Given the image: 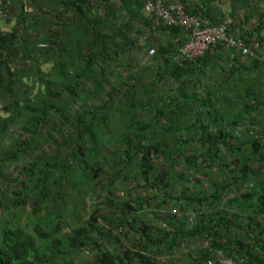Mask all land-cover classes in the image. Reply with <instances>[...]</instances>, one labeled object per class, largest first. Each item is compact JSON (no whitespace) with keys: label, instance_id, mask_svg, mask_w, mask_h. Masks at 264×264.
<instances>
[{"label":"trees","instance_id":"16d2710c","mask_svg":"<svg viewBox=\"0 0 264 264\" xmlns=\"http://www.w3.org/2000/svg\"><path fill=\"white\" fill-rule=\"evenodd\" d=\"M8 1L4 22H10L13 5L19 12L9 30L0 29V99L11 111L0 118V138L17 121L29 135L0 155V168L26 157L18 175L10 179L0 172V264H78L73 258L87 254L91 258L81 264H221L220 254L235 264H264V99L256 100L259 90L252 89L243 92L236 111L232 102L216 105L220 99L205 91L199 75L212 61L210 48L221 45L177 63L173 55L186 32L180 25H156L143 8L147 0ZM27 3L40 14L26 12ZM182 4L186 13L202 18L199 3L190 9ZM228 4L231 20L212 25L225 23L228 33L263 44V53L252 60L264 71L258 60L264 57L259 0ZM253 11L257 25H233L249 21ZM144 48L148 65L121 78L120 69L131 68ZM43 64H50L48 71ZM33 76L43 88L32 96ZM119 115L126 119L109 136V121ZM245 120L253 133L237 138ZM38 137L53 144L50 153L36 154ZM130 163L131 178L144 185L137 181L122 195L113 194L115 177H128ZM212 170L214 178L208 179ZM96 185L106 189L111 211L93 208L77 224L84 210L79 205ZM141 186L158 190L157 208L170 201L168 206L183 213L190 207L195 214L183 217L169 209L157 225L144 222L138 211L151 196ZM67 216L75 224L64 231Z\"/></svg>","mask_w":264,"mask_h":264},{"label":"rangeland","instance_id":"374dc122","mask_svg":"<svg viewBox=\"0 0 264 264\" xmlns=\"http://www.w3.org/2000/svg\"><path fill=\"white\" fill-rule=\"evenodd\" d=\"M10 3H12L11 0L7 2V5H11ZM24 10L26 12L30 13V14H40V12L37 10V8L35 6L29 4V3L24 5ZM17 12H19L18 6L13 5L12 9L8 10V17L10 19V22L8 24H6L4 22V19H0V29L1 30L7 31V30H9L11 28V26L16 21V13ZM160 35L163 36V33L160 34ZM151 41H153V40L151 39ZM146 51H147V48L139 50V52L136 54V58L135 57L133 58L134 61L132 62V67L131 68L126 65L127 67H125V69H123V70L120 69L121 78L129 76V72H128L129 69H133V70L137 71L138 69L140 70L142 68V66L144 67V66L148 65L150 60H149L148 54H146ZM139 63H141V64L139 65ZM41 67H42L43 71H48L49 68H50V64H43V65H41ZM145 72H146V74L144 75V77H145L144 81H147L149 79L150 75H149V73H147L146 70H145ZM206 74L207 73L205 72V75ZM28 84H29V86L32 85L30 87V91H31V95L32 96L38 89H42L43 88L42 84L39 83L38 79L35 78L34 76L31 77L30 80H28ZM216 85L217 84H215V86ZM94 103L98 104L99 102H94ZM223 103H224L223 99H221L220 101L217 102L216 105L220 106ZM4 104H5V102H3V99H0V118L7 117L8 115L11 114V111H5L3 109V105ZM115 105L118 106V107L121 106V104H119L117 102H116ZM236 110L237 109H235V111ZM106 111L109 112L110 111V107ZM220 111L221 110H219V112ZM125 119H126V117L124 118V117H122L120 115L116 116V117L113 116L110 119V121H109V124H110L109 125V132H112V133L109 134V136H111L114 132L115 133L118 132V130L121 127V124L124 123ZM244 122H248V121H244ZM106 123H108V122L106 121ZM248 124H250V121L248 122ZM237 129L242 130V128H237ZM20 130L21 129H20L19 121H17L15 125H10V128H9L10 134H4L0 138V155H2L4 150L12 149L13 143L17 139L18 140H23V139H25V137H27L29 135V132L22 131V130H21L22 131L21 132ZM11 136H13V137H11ZM232 136L235 137V135L233 133H232ZM48 143H50V142L44 141L41 137H38V143L35 145L36 154H41L43 152L50 153L51 149L54 146H53V144L51 146H49ZM109 143H110V141H109ZM195 145L200 147L198 142H196ZM107 146L112 148V146L110 144H107ZM106 149H108V148H106ZM102 152L104 153V154H102V155H104V158L106 160H108L110 158V155L108 154L109 153L108 150H103ZM176 156H178V155H176ZM25 158L26 157L23 156V157H21V158H19L17 160H14V161H6L5 163L2 164V167L0 168V172L1 173H7V175L11 179L12 177L18 175L19 169H20L21 165L23 164V161H24ZM178 159H180V161L183 160L182 157L178 158ZM129 165L132 166V168L130 169L129 172H126L125 168L122 169V170H125V172L127 173L126 176H128V177H125L124 173L119 178L115 177L114 184L112 183V185H111L112 186L111 190L113 191V194L122 195L123 194V190L126 187H128V186H130L132 184L134 185V183L137 182V181L141 182V185L143 184L141 179L133 180L131 178V176L133 177V174H134L133 171H132V169L134 168V164L130 163ZM183 165L184 164H182V166ZM117 167H121V166H117ZM165 167L166 166L162 164V165L159 166V170H163V169H165ZM183 167H185V166H183ZM207 173H209V176H210V178H208V179H213L214 178L213 170L212 171H207ZM21 177H23V176H21ZM100 177H102V176H100ZM102 181L105 182V179H102ZM172 184H173V188H180V186H181V184L179 182H175V181L174 182L171 181L170 185H172ZM10 186H13V181L10 183ZM101 188H102L101 186L96 185L95 189L91 190L87 195L84 196V200H85L84 205H81V204L79 205V207L81 208V206H82L84 210H82V209L79 210L81 218L76 222L77 224H79L82 221L87 220L89 218V215H90L91 211L93 210V208H99V209H101L103 211L104 210L105 211H111L110 208H109L108 203L105 202L106 193H104L105 192L104 190H106V189H103V191H102ZM139 191L144 192V194L145 195L147 194L148 197L151 196L149 204H146L143 207V209L138 211L139 218L141 220H143L144 222L148 223V224L157 225L159 223L158 216H164L165 213H167L169 211V209L171 211V209L176 208V207H173L171 205L168 206L170 201L168 202V204L165 207L157 208L155 205H156V202H157L158 196H159L158 190H151L149 187L141 186L139 188ZM100 192H101V194H100ZM97 194H100V195L96 196ZM152 196H154V197H152ZM114 201L117 202L116 200H114ZM184 208L186 209L185 213H183V211H182L183 208H181V209L180 208H176V210L178 211L179 215L183 216V217H189V218L193 217V215L195 214V211L192 210V208H190V207H184ZM28 210H29V206H27V205L24 207V210H21V212L23 213V215H21V216L23 218L25 217L24 215H25L26 212H28ZM66 221L68 222V226L65 227L63 230L64 231H69L74 226L75 222L71 221V216H67ZM100 224H103V221H100ZM104 225L106 227L108 226L106 223H104ZM121 240L125 244H127L129 239H126V237H121ZM109 244H111V246L115 245V243L112 240L110 241ZM90 258H91V256H89L87 254V255H81V257H74L73 259L78 264H81L84 260H88ZM184 258H186V257L184 255H182L181 259H184Z\"/></svg>","mask_w":264,"mask_h":264},{"label":"crops","instance_id":"0c3cea01","mask_svg":"<svg viewBox=\"0 0 264 264\" xmlns=\"http://www.w3.org/2000/svg\"><path fill=\"white\" fill-rule=\"evenodd\" d=\"M169 1L179 2L180 0ZM254 2L255 1H253V3ZM182 3L186 5V9H190V5L195 6L199 3L200 8H202V11H200V14H202L201 17L207 22L209 21L211 24H215L216 22L213 21H218L220 19L227 21L231 20L228 15L230 12L228 0H183ZM259 6L261 7L260 11H264V0H259ZM197 9H199V7ZM237 13L240 15L239 17L242 18V10H238ZM254 14L257 15V11H253L250 14L249 21L246 20V23L234 20L233 25H235L236 28L239 26L243 28L257 25V17ZM167 36L168 35L164 33L161 37V41H166L168 38ZM233 53H235V56ZM209 56L212 61L208 66L204 67L207 76L205 75V72L204 74L199 75L203 77H201L199 81L202 83L205 91L210 89V92L213 91V95L220 100L223 99L224 103L232 102L233 111L240 106L243 92H251L252 89H256L259 90V92L255 99L258 100L259 98V101L264 99V71L262 68H260L261 70L256 68V62L252 60V57L241 55L234 49H225L222 46L210 48ZM258 60L264 62L261 58H258ZM261 71H263V73ZM215 84L218 86H215ZM246 125H248V122L243 121L242 125L237 127L242 128V130L236 129L237 138H241L242 133L249 135V137L253 133V130L250 128L251 126Z\"/></svg>","mask_w":264,"mask_h":264},{"label":"built area","instance_id":"2783aa9c","mask_svg":"<svg viewBox=\"0 0 264 264\" xmlns=\"http://www.w3.org/2000/svg\"><path fill=\"white\" fill-rule=\"evenodd\" d=\"M5 2L6 0H0V19L4 17ZM143 8L149 16L155 17L156 25L160 23L164 26L180 25L186 32L185 39L177 46V51L173 55V60L177 63L193 61L216 44H220L225 49H234L241 55L249 57H255L256 52L263 53V44L258 40H251L247 43L237 34L228 33L229 27L225 23L212 25L204 18L186 13L180 2L147 0ZM176 212V208L171 209V213ZM203 245H207L206 240ZM220 263L235 264L231 259L221 254Z\"/></svg>","mask_w":264,"mask_h":264}]
</instances>
